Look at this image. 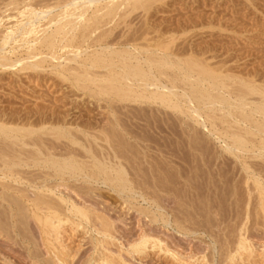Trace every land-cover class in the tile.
I'll return each instance as SVG.
<instances>
[{"label": "rangeland", "instance_id": "1", "mask_svg": "<svg viewBox=\"0 0 264 264\" xmlns=\"http://www.w3.org/2000/svg\"><path fill=\"white\" fill-rule=\"evenodd\" d=\"M28 1L0 0V25H2L0 26V31H3L1 32L2 34L0 33V37L2 35H6V38L3 41H0V49L4 48L3 54L5 56V59H2L0 61V63H2L3 65L5 64L4 66L2 65V67L0 65V115L1 113H4L3 115H1V117L2 119L6 120V118H4V115L8 111L5 117L11 116L12 118L13 115V118L19 117V119L17 118V120L20 125L25 121V119H22V117L25 116L24 118H26V116L29 117V115H32L31 117H29L30 119L26 118V120L27 124H29L30 120L33 118V120H31V123L33 124L27 125L26 123H24L26 124V126H30L32 128H40L41 126H44L48 122V116L50 115L52 118V115H54L53 117L55 119L50 118L49 120V123L52 124L49 125V123H47L45 129L43 128L34 132V136L39 137H37L36 139H42V136L46 138L50 137L49 140L45 138L42 139V141L45 140V142L48 144L51 143L50 140L53 139V145H56L58 144L56 142H59V144L61 145L60 147H62L63 145V148L67 145H70V147L76 145L75 148L78 147L77 150H81H79L80 152L76 153V155H80L81 152L83 154L84 152L83 155H80L81 157H76V160L83 168L80 167V169H77L76 175H74V177H70L69 174L63 175V177L65 176L64 179L67 177L66 179L68 181L66 179L64 181H61L58 176H55L53 174V171L50 168L43 166V164L38 165L35 162L33 163L31 160L25 158L26 155H28L29 151L33 148H31V145H22L21 141L27 140V142L30 143L29 140L31 138L32 140L35 138L32 137L33 134L25 137V139L21 141H18L17 144L9 145V147L11 146L10 148L8 146H5V144L7 145V142L13 140V138H11L10 140L0 139V151L1 149H6L3 150V152H7L9 150L11 155H9L8 152L7 154L10 157L13 154H15V156L17 155L15 158L14 155L11 158L12 161L17 163L18 165L16 164L11 168H13V170L17 169L15 171H19L18 175H21H19L17 180H14L16 176L5 177L6 175L3 174L0 170V184L2 183V185H0V192H3L2 194L0 193V249L3 250H0V260L2 259V262L0 261V264H15L16 262H19L16 264H33V262L34 264H102L103 260H107V264H264V141L262 142L260 140V137H258L260 136L259 132H255V136L254 134L248 133L254 132L253 127L250 129V123H244L242 121L240 122L242 124L235 123L233 119L232 121L230 120L233 117H226L224 113L223 118H215V120L207 118L205 116V113H203L205 126H202L196 123L195 120H189L190 118H185L181 115H178L177 113L167 111L169 115L171 114V119L169 115L167 117L166 114H163L158 110H154V108L156 109L157 107V105L155 104L138 105L136 103L130 102H124L125 104L123 102H113L112 104L115 108L116 106H118V113L114 109H111L110 106H108L107 108V102L109 99L106 95H95L88 90L79 87V84L82 82H76L75 79L78 75V70L76 71L75 67L76 58L75 61L72 62H63V60H65L64 58H66L68 55V57H70L71 54L68 53L69 51H73V53H76L75 50L79 51L76 49V39L72 41L70 47L68 46L64 49L58 47L60 50L56 48V54H58V56L61 55V61L59 60L60 62H57V60L50 58L48 50L40 41L34 40V37L32 36H35V33H30L32 34V36L30 34H26V36L21 32V34H19V31H17V33H14L13 31L12 33V30L16 31L19 27H22L24 29V26H26V29L28 27L27 22L29 18H34L30 21L36 20V17H33V15H36L37 13V10L35 8L38 7V2L40 3L38 7L39 12L51 8L50 13L52 15H49L50 13L45 14L44 17L48 18H39L38 21L36 20L34 22L35 24L33 23L36 29L40 27L42 28H40V31H38L39 29H35L36 36H41L40 32L44 29L45 31L49 32L54 28L53 24L49 25L50 18L58 16V14L61 12V6L63 5L62 2H75L76 4V0ZM41 1H43L44 3ZM48 2L51 3V5L48 4ZM16 3L19 5L16 6ZM33 3H36L37 5L35 4L36 7L34 6V8L32 7V9H30V5L32 4L33 6ZM27 5H29L30 7H28ZM56 5L59 6L56 7ZM24 6H27L29 9H24ZM58 9L60 11H57ZM27 10L31 13L33 11L32 14L30 13L31 16L26 15ZM24 11L25 13L22 14V12ZM138 11L139 10L132 12L128 17L125 18L124 22L128 19V21H126V25L124 22L120 23L122 25H116L112 30L111 37L123 32L125 34H128L127 31H129L128 35H132L133 32L137 36L138 34L143 33L144 30L145 33H143L142 36L147 38H150L149 36L157 37L153 38L154 40L150 38V40L153 42L159 40L158 37H160L159 41L164 40V42L172 39L173 42H171V49H173L175 52L184 51L183 56H186L190 53H195L198 57L202 56L203 58H205L206 62H209V65L211 67H219L218 64L221 65V68L219 67L217 69L218 73L222 76L227 75L230 77L229 79H224L226 83H229H227V85L229 86L226 89H223L224 91H226L224 93L225 96H227L226 94L229 89L232 91L233 88H237L238 85L236 84H238L239 81L244 80L250 82L247 78L252 81L250 82V84L256 87H264V0H159L152 2L150 4V8L147 11ZM8 12L9 14H7ZM29 12H27V14ZM54 12L56 14L53 16ZM20 13L24 17L20 15ZM24 14L26 15V17ZM20 19L22 21L24 20V23H26V25H24V23ZM141 20L143 21V23H141ZM147 21L148 23H145ZM20 23H22L23 25L21 26ZM37 23L39 26L36 25ZM128 23L130 27L127 25ZM144 23L146 25L149 24L150 27L149 25L146 26ZM17 25L20 26L18 27ZM44 25L47 27H45ZM105 27L107 28V26ZM106 28H104V26L100 27L101 30L98 29V31H102ZM9 32H11L14 37L11 35V33L8 34ZM6 33L11 36H9L10 39H8V35ZM78 33L79 30H75L74 34ZM3 36L0 40L3 39ZM16 36L17 38H15ZM24 38L25 40L27 39L26 41L28 43L34 40L37 46L34 44V41V45L31 44L32 42L27 44ZM17 39L19 40V42H17ZM7 41H10V43ZM11 41L13 42V44H11ZM14 41L16 42V44H18L14 45ZM1 43H3L4 45ZM28 45L30 47H28ZM17 46L20 48H18ZM7 47L8 49H5ZM15 47L17 50L15 49ZM192 47L194 49L191 51ZM85 49L87 50V52L91 50L89 48H86V46ZM186 50L188 52H185ZM203 51L204 54H202ZM8 52L9 54H7ZM87 52H82L80 57L83 58L87 56ZM27 53L33 55L32 61L36 63L37 67L25 68L24 60L28 56ZM39 54H41V56ZM12 63L13 66L16 65L14 66L15 69L13 66H11ZM8 64L10 66H8ZM222 65L224 66V68ZM42 66L43 68H41ZM18 68L20 69L19 71ZM56 69H59V71H56ZM223 69L225 70L223 71ZM60 71L63 72L61 73ZM64 71L66 74L64 73ZM58 72H60L62 76ZM238 75L244 77L242 78ZM253 76L256 77L255 81L257 82L253 81ZM84 83L89 84L88 81H84ZM234 84L235 86H233ZM210 91H212V94L216 93L215 90ZM96 96H98L99 98ZM248 96L251 97L248 98ZM254 97H257V99H255ZM96 99H99L100 102H97ZM247 99H249L248 101H252L254 99V101H256L259 99V96L256 94H250L247 95ZM98 104L101 106L103 105V107L100 109L101 106L99 107ZM105 104L106 106H104ZM129 105H131L132 107ZM142 106H146L147 108ZM144 108L146 109V111ZM125 109L127 110L125 111ZM132 109L135 113L132 112ZM230 109V112L233 111L232 114L236 113L234 114V117H241L240 114L242 113V110L237 108ZM246 110L244 109L243 112L251 115V111H249V108H246ZM122 112L125 113L122 114ZM47 113L49 114L47 115ZM105 113H107L106 116ZM126 113L130 117H128ZM216 113L219 115L218 112ZM20 114H23L24 116L22 115V117L20 118ZM111 114H113V116ZM44 115L47 116V119H45L46 117ZM101 115L102 117H100ZM34 116L36 117V119L40 117L43 118L44 116L45 118L43 119L47 122H45L43 119L42 121L38 119V122L36 121L34 123L32 122L35 121ZM57 117L60 118H58V121H60L61 118L64 121H60L61 124L60 122L56 123ZM159 117L161 118L158 119ZM251 117H255V119L261 120L260 115H257V113H254ZM11 118L10 120L13 119ZM16 118L15 122L13 121L14 119L12 120L13 123L9 121V118H7L8 124L11 123L12 125H15L14 123L17 122ZM65 119H69L66 122V125L68 126H66L65 123H62L65 122ZM103 119H105L108 123ZM109 119H111L112 121L114 120V122L110 121ZM52 120L55 121L52 122ZM200 120H202V118H200L199 121ZM222 120L227 124H225V122H223ZM261 121L264 122V120ZM69 122L70 124L72 122L74 123L69 125ZM17 123L16 125H19ZM36 123L40 124L35 125ZM75 123H77V125ZM101 123H103L102 125L105 124L106 127L107 124L110 127L116 124L115 126H117V128L123 126L127 129L131 128L135 131L134 134L136 136L138 144H134L137 146V148H135L136 146L133 144L134 149L133 147L132 149L130 147V149L126 148L125 151V148L120 146L122 148L121 149L120 147L115 145L116 147H118V149H120V151H124V155L125 153H127L126 158L123 156V158H119V162L121 163L120 165H122L121 167L123 168V170H126L125 179L127 180V183L125 185L126 188L124 187V189L114 188L112 182L104 180V175L97 174L94 170L90 169L91 163H93L94 159L89 157V154L86 153L80 145L71 144L70 140L73 139L74 136V139L76 141H80L79 143L82 142V144L84 145L85 143H87V138L90 141L93 140V136L97 137L98 135L100 136L101 134H103V132L106 130V127L103 126L104 128H102L100 125ZM243 123H247L248 125L246 124L245 127H243ZM53 124L54 126H51ZM134 124L136 126H134ZM63 125L65 127H63ZM86 125L95 126H92L93 128L88 127L87 129L89 130L88 132L94 131V135L92 134V132V135L88 133L86 131V128L83 129L82 126ZM215 125L217 126L215 127ZM238 125L241 126L239 127ZM98 126L101 127H99L100 130L96 128ZM57 127H63L68 131L71 130V132L73 131V128H77L79 132H76L77 130L75 129L73 131L74 135L72 134L71 136H59L56 129H51ZM95 128L97 131H99V133L95 130ZM102 129L105 130L102 131ZM247 130L249 131L246 132ZM43 132L52 134H49V136L45 133V136ZM232 132H240L239 134L247 138V144H245L244 149L236 150L235 148H233L231 144L232 141L230 139V135L232 134ZM75 133L76 135L79 134L81 137L83 135L85 136L86 134L87 136H83V138H80L77 135V137L81 139L78 140ZM96 133H98V135ZM245 133H247V136ZM104 134L107 137L109 136L107 132H104ZM110 135L113 140H117V136H113L111 133ZM141 135L144 136L142 137ZM262 135L264 137V133ZM104 136L103 139L106 138ZM111 137L108 139L110 140ZM28 138L30 139L28 140ZM63 138H65V140ZM101 138L98 139L97 137V140H93L95 142L91 141L94 145L93 147L97 145L95 148H97L98 150L95 149L96 151H101L99 149H103V151H105V146L108 145V143H105L106 139L103 142H100V140H103ZM62 140L65 142V144L61 142ZM132 140L133 142H136L134 141V139H131V142ZM89 141L87 144L92 145ZM98 142L99 144H94ZM101 143H103V145H101ZM228 143L230 144V146H232L233 150L225 147V144ZM51 145L48 146L51 147ZM58 145H56V148L59 147ZM101 146H104L105 148H101ZM24 148L26 149L25 151ZM84 155L87 156L83 157ZM106 155L108 154L104 152V155H100L99 157L97 156V158H100L103 163L107 164L119 163L116 162L115 158H111L112 156ZM102 156L105 157L102 158ZM108 157L110 159H114V161H110ZM7 159L10 158L8 157ZM3 160L4 159L0 158V165L3 163ZM25 160H29L27 165H24ZM20 161L23 162V164L21 162L22 165L20 164ZM90 161L91 163H89ZM34 169L37 170V175ZM20 170L23 172L21 173ZM43 171L44 174L41 175ZM48 172H50V174H48ZM38 173L40 174V177ZM33 174H35L36 176ZM28 175L31 178H29ZM32 175L33 177L35 176V178L32 179ZM86 175H89L90 178L87 179ZM50 176L52 177L50 178ZM110 176H112V174ZM23 177L26 178L24 179ZM69 179L71 180V182ZM32 180H34V182L30 183L29 181ZM49 180H51L52 182ZM35 181H37L38 184ZM39 181L40 183H47L49 181V183H47L48 185L53 184L57 186L55 190L56 195H58L59 192H63V189V195H71L70 197L74 199L76 198L75 200L77 203L79 202L78 204L85 205L87 208H89L90 213L88 220L83 221L78 218L74 219L75 217L72 216L71 219L76 223H80V226L72 224L69 221L68 223L65 222V224L63 223L64 225L61 224L62 227L60 226L58 228V232L56 231L53 233V236L47 234L51 237L50 240V237L45 236L46 234L44 235V232L40 229V223L38 224V221L36 222V219L34 220L33 216H31L32 214L29 210L30 203H27L28 201H26L24 197L22 198L20 196V194L23 192L28 193L29 198H32L36 195H43L45 193L49 194L45 190H37L36 186L40 184ZM72 182H75V185ZM3 183H8V185H6L10 187L8 188ZM12 186L13 188L10 189ZM69 186H73L74 188H71ZM14 187H16L18 190H16ZM20 187L22 190L25 189L27 191L29 189L30 191H22ZM114 189L117 190L114 191ZM29 192L31 193V195L33 193L32 197L30 196ZM72 192L76 194L77 197H75ZM5 193L8 194V196H6ZM2 195L4 198L2 197ZM50 195L51 198L54 197L53 199L56 200V195ZM48 197L46 198L50 199ZM13 198H15L16 200ZM7 200L9 202H7ZM19 200H21L23 204L20 203ZM15 202H18V204H15ZM62 206V212H64L65 204L62 203ZM18 208L19 210H25L26 208L27 211L25 210L24 212H19ZM91 211L93 212V215L91 214ZM94 212L95 214L103 213L105 218H108L111 222H113L112 243L111 240H108V243L110 245L106 243H100V240L102 239L101 237L99 238V235L95 230V227L98 224V220ZM19 213H24V217L21 214L19 215ZM26 213L28 217L27 215H25ZM6 216L7 218L5 219ZM23 218H27L26 220L28 222L23 221ZM2 221L4 222L2 223ZM95 221H97V223H95ZM24 222L27 224H25ZM36 224L39 226L37 227ZM16 225L19 228H17ZM39 229L41 230L40 233ZM58 236H60V238ZM143 236H145V238H150H147L149 242L146 243L145 249L142 251L143 253L138 254L132 252L130 246L144 238ZM41 237H43V239H41ZM46 237L49 240H46ZM239 237L246 238V240L249 242L250 248H248L249 250L247 249L248 251H242L243 249L240 250L241 248L236 249L238 240L240 239ZM150 240L152 242L151 244ZM153 240H155V242ZM47 241H51L52 244L51 242L48 243ZM44 242L48 243L49 245H46ZM155 243L157 247L160 246L161 251H158L159 249L155 246ZM50 244L52 245V247H50ZM57 244L58 247L56 246ZM53 246H55V248ZM104 247H108L109 253L104 249ZM60 250L64 254H62ZM228 250H232V252L230 251V253H228ZM32 251H35L36 253L34 259V252ZM110 253L112 254L110 255ZM107 254H109V257L107 256ZM228 254L236 255L232 259H229ZM101 257L103 258V260ZM3 258L9 260V262L3 263L5 261Z\"/></svg>", "mask_w": 264, "mask_h": 264}, {"label": "bare ground", "instance_id": "2", "mask_svg": "<svg viewBox=\"0 0 264 264\" xmlns=\"http://www.w3.org/2000/svg\"><path fill=\"white\" fill-rule=\"evenodd\" d=\"M16 1V0H15ZM23 1V0H22ZM28 1V0H27ZM48 1V0H47ZM53 1V0H52ZM65 1V0H64ZM67 1V0H66ZM72 1V0H71ZM75 1V0H74ZM155 1H159V0H76V4L75 2H68V3H65V2H62L63 5L61 6V12L58 14V18L57 17H52L50 18V23L49 25H54L53 29H49L50 31L47 32L45 31V29L43 31H41V36H36V30L40 31V28H35L34 27V22L39 18H43L45 14H48L50 13L51 11V8L50 9H46L45 7V11H38L39 10V5L40 3L38 2V7H36V3H33V6L32 4L30 5L32 9V7L34 8V6L36 7L35 9L37 10V13L36 15H33V17L35 16L36 17V20L35 21H30V20H33L34 18L28 20L27 22V25L28 27L25 29L26 26H24V29L22 27H19L20 25L22 26L23 24L20 23V25H17L19 28H17V30H12V33L14 31V33L17 31H19V34L23 33V34H30V33H35V36H32V34H30L32 37H34V40L35 41H40L45 47L46 49L48 50L49 52V56L50 58L52 59H55L57 60V62H60L61 61V55L58 56V54H56V48L58 47H61L62 49L66 48V47H70L71 44H72V41L74 39H76V49L79 50V51H76V53H73V51H69L68 53L71 54L70 57H67L64 58L65 60H63V62L66 63L67 62H72V61H75V58H76V71L78 70V75L77 77L75 78L76 79V82H82L79 84V87L83 88V89H86L88 90L89 92H91L92 94H95V95H106L108 97V102H107V108L108 106H110L111 109H114L116 112L118 110V106H116V108L113 106V102H130V103H136V104H146V105H152V104H155L157 105L156 109L154 108V110H158L159 112L163 113V114H166L167 117H168V113L167 111H170L172 113H177L178 115H181L182 117H185V118H190L189 120H195L196 123L202 125V126H205L204 125V120H203V117H204V114L205 113V116L209 119H214L215 118H223L224 114L226 115V117H233L231 118L230 120L232 121V119L234 120L235 123H240L241 121L242 122H248L250 123L249 126H250V129L253 127L254 129V132H248L249 130H247L246 132L250 133V134H254L255 136V132H259L260 136V140L263 142L264 141V137H263V133H264V122L261 121V120H264V87H256L252 84H250V82H252L249 78H247L250 82L248 81H244V80H241L239 81L237 88H233L232 91L229 89V91H227V96H225V92L223 89H226L229 85H227V83L224 81V79H229L230 77L227 76V75H224L222 76L221 74L218 73V68L220 67L221 68V65H219V67L217 66H213L211 67L209 65V62H206L205 58H203L202 56L198 57L195 53V55L192 53L186 55V56H183V52L182 51H177L175 52L173 49H171V42L172 39L168 40V41H165L164 40L162 41H159L160 40V37L159 40H156L155 42L151 41L150 38L152 40H154L153 38H157V37H151L149 36L150 38H147V37H144L142 36L144 32L143 30V33L141 34H138L136 36L135 33L132 32V35H128L129 34V31L128 34H125L124 32L123 33H120L118 35H115L113 37L112 36V30L113 28L116 26V25H119L120 23L124 22L125 18L128 17L132 12L136 11V10H139L138 12H140L141 10L143 11H147L149 8H150V4L152 2H155ZM29 2V1H28ZM27 2V3H28ZM43 2V1H41ZM46 2V1H45ZM199 2V1H198ZM20 3V2H19ZM32 3V2H31ZM44 3V2H43ZM47 3V2H46ZM55 3V1H54ZM60 3V2H59ZM61 3V4H62ZM65 3V4H64ZM202 3V2H201ZM200 3V4H201ZM25 4V2H24ZM36 4V5H35ZM48 4L51 5V3L48 2ZM53 4V2H52ZM8 5V4H7ZM11 5V4H10ZM14 5V4H13ZM19 5L16 3V6ZM21 5V4H20ZM28 7H30L29 5H27ZM25 7L24 6V9L25 8H28V7ZM59 6V5H58ZM56 5V7H58ZM1 7V6H0ZM11 7V6H9ZM8 7V8H9ZM42 7V6H41ZM50 7V6H49ZM55 7V6H54ZM53 7V9H54ZM55 7V8H56ZM153 7V6H152ZM6 8V7H5ZM4 8V9H5ZM48 8V7H47ZM72 8V9H71ZM3 9V10H4ZM10 9V8H9ZM29 9V8H28ZM52 9V10H53ZM57 9V8H56ZM60 9V8H59ZM57 10V11H60V10ZM13 10V9H12ZM35 10V11H36ZM42 10V9H40ZM76 10V12H75ZM6 11V10H5ZM56 11V10H55ZM56 11V12H57ZM18 12V11H17ZM27 12H29L28 10L26 11V15L27 16H31L32 13L29 12L27 14ZM25 13L22 12V14ZM31 13V14H30ZM9 14V12L7 13ZM12 14V13H10ZM20 13V15H22ZM30 14V15H29ZM35 14V13H34ZM56 13L54 12L53 16L55 15ZM25 15V14H24ZM25 15V17H26ZM49 15H52L51 13ZM200 15V14H199ZM19 16V14H18ZM23 16V15H22ZM20 16V17H22ZM143 16V15H142ZM147 16V14H146ZM24 17V16H23ZM198 17V16H197ZM13 18V17H12ZM45 18V17H44ZM48 18V17H46ZM45 18V19H46ZM196 18V17H195ZM16 19H19V18H16ZM24 19V18H23ZM28 19V18H27ZM185 19V18H184ZM191 19V17H190ZM11 20V19H10ZM21 20V19H20ZM26 20V19H25ZM43 20V19H41ZM40 20V22H41ZM194 20V19H192ZM191 20V21H192ZM22 21V20H21ZM46 21V20H45ZM48 21V20H47ZM128 21V19L126 20ZM126 21L124 22L125 25H126ZM142 21V20H141ZM150 21V20H149ZM166 21V20H165ZM170 21V20H169ZM196 21V20H195ZM194 21V22H195ZM24 23V20L22 21ZM44 22V21H43ZM42 22V23H43ZM184 22V21H183ZM9 23V21H8ZM11 23V22H10ZM34 23V24H33ZM46 23V22H45ZM123 23V24H124ZM130 23V22H129ZM129 23L127 24L129 26ZM143 23V21L141 22ZM145 23H148L145 22ZM144 23V24H145ZM191 23V22H190ZM193 23V22H192ZM201 23V22H200ZM199 23V24H200ZM206 23V22H204ZM213 23V22H212ZM140 24V23H139ZM178 24V23H177ZM183 24V23H182ZM186 24V23H185ZM211 24V23H210ZM8 25V24H7ZM24 25H26V23H24ZM37 26L38 23L36 24ZM122 25V24H120ZM133 25V24H132ZM146 25V24H145ZM149 24H147L146 26H148ZM167 25V24H166ZM171 25V24H170ZM173 25V24H172ZM184 25V24H183ZM2 26V25H0ZM45 26V25H44ZM106 28L105 26H107L106 29L102 30V31H98V29H100V27H103ZM142 26V25H141ZM188 26V25H187ZM14 27V26H13ZM43 27V26H42ZM47 27V26H45ZM130 27V26H129ZM145 27V26H144ZM150 27V25H149ZM168 27V26H167ZM170 27V26H169ZM183 27V26H182ZM186 27V26H185ZM184 27V28H185ZM206 27V26H205ZM22 28V29H21ZM36 29V30H35ZM42 29V28H41ZM130 29V28H129ZM169 29V28H168ZM179 29V27H178ZM2 30V29H1ZM4 30V29H3ZM48 30V29H47ZM75 30H79V33L78 34H74L75 33ZM101 30V29H100ZM137 30V29H136ZM176 30V29H175ZM98 33H97V32ZM124 31V30H123ZM131 31H132V28H131ZM171 31V30H170ZM181 31V30H180ZM3 32V31H0V33ZM21 32V33H20ZM136 32V31H135ZM11 32H9L8 34H10ZM11 33V35L13 36V34ZM165 33V32H164ZM2 34V33H1ZM0 34V35H1ZM4 34V33H3ZM7 34V33H6ZM7 34V35H8ZM39 34V33H38ZM135 34V35H134ZM148 34V33H147ZM18 35V34H16ZM26 35V36H27ZM34 35V34H33ZM159 35V34H158ZM3 36V35H2ZM2 36L0 37V39L2 38ZM5 36V37H4ZM3 36V39L0 40V41H3L5 38H6V35ZM10 35H8V39ZM30 36V37H31ZM155 36V35H154ZM157 36V35H156ZM160 36V35H159ZM11 37V36H10ZM14 37V36H13ZM25 37V36H24ZM29 37V38H30ZM76 37V38H75ZM17 38V36L15 37ZM23 38V37H22ZM28 38V37H27ZM167 38V37H166ZM7 39V40H8ZM14 39V38H13ZM163 39V38H162ZM16 40V39H15ZM18 40V39H17ZM25 40V38H24ZM27 40V39H26ZM25 40V41H26ZM33 40V39H31ZM33 40V41H34ZM142 40V41H140ZM13 41V40H12ZM11 41V42H12ZM23 41V40H22ZM33 41L29 42L31 44H33ZM35 41H34V44H35ZM175 41V40H174ZM10 43V41H7ZM19 42V40L17 41ZM27 42V41H26ZM14 45H17L16 42L14 41ZM20 43H21V39H20ZM25 43V42H24ZM27 42V44H29ZM190 43V42H189ZM188 43V44H189ZM3 44V43H1ZM7 44V43H5ZM13 44V42L11 43ZM33 44V45H34ZM39 44V42H38ZM41 44V45H42ZM4 45V44H3ZM25 45V44H24ZM36 45V44H35ZM75 45V44H74ZM174 45V44H173ZM176 45V44H175ZM194 45V44H193ZM6 46V45H5ZM19 46V45H18ZM17 46V47H18ZM22 46V45H21ZM37 46V45H36ZM85 46L86 48H89L91 50H89V52H87V50L85 49ZM28 47H30L28 45ZM35 47V46H34ZM40 47V45H39ZM174 47V46H173ZM172 47V48H173ZM185 47V46H184ZM13 48V47H12ZM11 48V50H12ZM20 48V47H18ZM24 48V47H22ZM5 49H8L5 48ZM16 49V47H15ZM36 49V48H35ZM41 49V48H40ZM45 49V50H46ZM59 49V48H58ZM61 49V50H62ZM82 49V50H81ZM175 49V48H174ZM177 49V48H176ZM179 49V48H178ZM187 49V48H185ZM184 49V50H185ZM194 48L192 47L191 51L193 50ZM14 50V49H13ZM17 50V49H16ZM60 50V49H59ZM71 50V48H70ZM9 51V50H8ZM19 51V50H18ZM40 51V50H39ZM43 51V50H42ZM65 51V50H64ZM198 51V50H197ZM36 52V51H35ZM47 52V54H48ZM82 52H87V56H84L85 57H80L81 53ZM182 52V53H181ZM185 52H188L187 50ZM190 52V50H189ZM199 52V51H198ZM206 52V51H205ZM4 48L3 49H0V61L2 59H5V56H4ZM45 53V52H44ZM67 53V52H66ZM181 53V54H180ZM9 54V52L7 53ZM21 54V53H20ZM28 54V53H27ZM76 54V55H75ZM187 54V53H186ZM202 54H204V51L202 52ZM25 55V54H24ZM41 56V54H39ZM20 56V55H19ZM47 56V55H45ZM64 56V55H63ZM25 57V56H24ZM22 58V57H21ZM80 58V59H79ZM33 59V55L31 54H28L27 58L24 60V64H25V68H35L37 67L36 63L32 61ZM8 60V59H6ZM11 60V59H10ZM20 60V59H19ZM51 60V59H50ZM54 60V62H55ZM60 60V61H59ZM212 61V60H211ZM52 62V61H51ZM214 62V61H213ZM217 62V61H215ZM17 63V62H16ZM20 63V62H19ZM53 63V62H52ZM211 63V62H210ZM224 63V62H223ZM18 64V63H17ZM212 64V63H211ZM214 64V63H213ZM1 67H2V63H0ZM5 65V64H4ZM3 65V66H4ZM45 65V64H44ZM8 66H10L8 64ZM8 66H5V67H8ZM11 66H13V63L11 64ZM16 66V65H14ZM13 66V67H14ZM223 66V65H222ZM3 67V68H5ZM18 67V65H17ZM71 67V66H70ZM11 68V67H10ZM43 68V66L41 67ZM54 68V67H53ZM224 68V66H223ZM15 69V67H14ZM38 69V68H37ZM73 69V67H72ZM20 69L18 68V71ZM225 69H223L224 71ZM56 71H59V69H56ZM66 71V70H65ZM64 71V73H65ZM61 72V71H60ZM58 72V73H60ZM63 72V71H62ZM61 72V73H62ZM60 73V74H61ZM66 74V73H65ZM69 74V73H68ZM226 74V73H225ZM231 74V73H230ZM233 74V73H232ZM62 76V74H61ZM236 76V75H235ZM234 76V77H235ZM239 77H242L240 75H238ZM249 76V74H248ZM237 77V76H236ZM244 77V76H243ZM242 77V78H243ZM252 77V76H250ZM254 79L253 81H255V76H253ZM71 78V77H70ZM231 80V79H230ZM233 80V79H232ZM84 81H88L89 84L87 83H84ZM237 81V80H236ZM235 82V81H234ZM257 82V81H255ZM264 82V81H263ZM231 83V82H230ZM229 84V83H228ZM233 84V83H232ZM258 85V84H257ZM262 85V84H261ZM235 86V84L233 85ZM231 88V87H230ZM82 89V90H83ZM210 90H215L216 93L215 94H212ZM85 92V91H84ZM214 93V92H213ZM87 94V93H86ZM250 94H256L259 96V99L254 101L255 99H257V97L252 100V101H248L249 99H247V95H250ZM98 97V96H96ZM251 97V96H248V98ZM99 98V97H98ZM101 99V97H100ZM105 99V98H104ZM252 99H253V96H252ZM96 101L98 102L99 99ZM100 102V101H99ZM106 103V102H105ZM97 104V103H96ZM101 104V103H100ZM125 104V103H124ZM99 105V104H98ZM132 105V104H131ZM129 105V106H131ZM101 105H99L100 107ZM106 106V104L104 105ZM123 106V105H122ZM121 106V107H122ZM127 106V105H126ZM103 107V105L100 107V109ZM132 107V106H131ZM130 107V108H131ZM138 107V106H137ZM142 107H146V106H142ZM1 108V107H0ZM136 108V107H135ZM147 108V107H146ZM149 108V107H148ZM230 108H237V109H240L242 110V113L240 114L241 117L240 118H237L236 116L234 117V114H232V112H230L229 110H231ZM246 108H249V111H251V115L250 114H247V113H244V109L246 110ZM15 109V108H14ZM98 109V108H97ZM129 109V108H128ZM134 109V108H133ZM132 109V112H134ZM145 109V108H144ZM2 110V109H1ZM18 110V109H17ZM96 110V108H95ZM127 109H125L126 111ZM138 110V109H137ZM136 110V111H137ZM143 110V109H142ZM149 110V109H147ZM15 111V110H14ZM23 111V110H21ZM25 111V110H24ZM30 111V110H29ZM60 111V110H59ZM113 111V110H112ZM121 111V110H119ZM144 111V110H143ZM146 111V109H145ZM8 112V111H7ZM7 112L5 115H7ZM10 112H11V109H10ZM13 112V111H12ZM51 112V111H50ZM57 112V110H56ZM102 112V110H101ZM105 112V110H104ZM103 112V113H104ZM110 112V111H109ZM154 112V111H153ZM218 112L219 115L216 113ZM247 112V110H246ZM15 113V112H14ZM18 113V112H17ZM37 113V112H35ZM55 113V112H54ZM59 113V112H58ZM62 113V112H61ZM86 113V112H85ZM102 113V114H103ZM115 113V112H114ZM118 113V112H117ZM125 113V112H124ZM122 112V114H124ZM135 113V112H134ZM147 113V112H146ZM224 113V114H223ZM254 113H257V115L259 114L260 115V119H255V117H251ZM4 113H1V115H3ZM34 114V113H32ZM49 113H47L48 115ZM51 114V113H50ZM64 114V113H63ZM107 113H105V116H106ZM121 114V113H120ZM127 114V113H126ZM131 114V113H129ZM137 114V112H136ZM135 114V116H136ZM0 115V139H3V140H10L11 138H13V140H10L9 142H7V145L5 144V146H8L9 145H12V144H17L18 141H21L23 139H25V137L27 136H30L32 135L34 132L40 130V129H45V126L47 123H49V120L51 118V116L49 117L48 116V119H47V116H43V118L47 119V121H45L42 117L40 118H37L34 116V120L35 121H32V122H38V119L42 121V119L47 122L44 126H38L40 128H32L30 126H26L27 124V120L26 118H29L31 117L29 115V117L26 116V118L22 117V115L20 116V118L22 117V119H25L24 124H21L18 122L17 118L19 119V117H14L12 116V119L11 116L9 117H5L4 115V118L5 119H2ZM28 115V114H27ZM43 115V114H42ZM97 115V114H96ZM113 116V114H111ZM118 115V114H117ZM128 115V114H127ZM143 115V114H142ZM146 115V114H145ZM160 115V114H159ZM171 115V114H170ZM169 115V116H170ZM239 115V114H238ZM19 116V115H18ZM54 115H52V118L55 119L53 117ZM57 116V115H56ZM55 116V117H56ZM90 116V115H89ZM88 116V118H89ZM94 116V115H93ZM104 116V115H103ZM104 116V117H105ZM134 116V115H133ZM164 116V115H163ZM222 116V117H220ZM38 117V115H37ZM62 117V116H61ZM76 117V116H75ZM102 117V115L100 116ZM119 117V116H118ZM128 117H130L128 115ZM146 117V116H145ZM156 117V115H155ZM179 117V116H178ZM258 117V116H257ZM7 118H9V121H11L13 123V121L15 122V118L17 120V124L19 125H16V123H14L15 125H12L11 123L8 124L7 122ZM10 118L13 120H10ZM51 118V119H52ZM58 118L57 117V121L56 123H59L60 121H64L62 118L60 121H58ZM84 118V117H83ZM87 118V117H86ZM96 118V116H95ZM109 118V117H107ZM114 118V117H113ZM140 118V117H139ZM144 118V117H143ZM152 118V117H151ZM161 117H159L158 119H160ZM171 118V116H170ZM174 118V117H173ZM177 118V117H176ZM202 118V120L199 121V119ZM238 120H236V119ZM21 119V121H22ZM30 119V118H29ZM28 119V120H29ZM60 119V118H59ZM67 119V118H66ZM65 119V122H62V123H65L66 125V122L69 120H66ZM82 119V118H81ZM92 119V118H91ZM90 119V120H91ZM98 119V118H97ZM112 119V118H111ZM111 119H109L110 121H112ZM120 119V118H119ZM122 119V118H121ZM131 119V118H130ZM129 119V120H130ZM172 119V118H171ZM181 119V117H180ZM33 120V118L31 119ZM31 120H30V123L28 121L29 124H33L31 123ZM83 120V119H82ZM81 120V121H82ZM99 120V119H98ZM105 120V119H103ZM102 120V121H103ZM108 120V121H109ZM124 120V119H123ZM126 120V119H125ZM140 120V119H139ZM142 120V119H141ZM164 120V119H163ZM185 120V119H184ZM220 120V119H219ZM229 120V119H228ZM20 121V122H21ZM40 121V122H41ZM43 121V123H44ZM55 120H52V122H54ZM72 121V120H71ZM92 121V120H91ZM101 121V122H102ZM106 121V120H105ZM132 121V120H131ZM155 121V120H154ZM165 121V120H164ZM179 121V119H178ZM188 121V120H187ZM213 121V120H212ZM221 121V120H220ZM223 121V120H222ZM51 122V121H50ZM79 122V121H78ZM107 122V121H106ZM106 122H103V123H106ZM114 122V120L112 121ZM116 122V121H115ZM120 122V121H119ZM147 122V121H145ZM150 122V121H149ZM156 122V121H155ZM158 122V121H157ZM168 122V121H167ZM183 122V120H182ZM189 122V121H188ZM209 122V120H208ZM211 122V121H210ZM225 122V121H223ZM228 122V121H227ZM42 123V124H43ZM55 123V124H56ZM74 123V122H72ZM71 123V124H72ZM98 123V122H97ZM103 123H101V127L104 128L102 125ZM108 123V122H107ZM133 123V122H132ZM174 123V122H173ZM180 123V122H179ZM187 123V122H186ZM185 123V124H186ZM243 123V124H244ZM27 124V125H29ZM40 123H36L35 125H38ZM52 124V123H49V125ZM61 124V122H60ZM70 122H69V125H71ZM77 125V123H75ZM121 124V123H120ZM138 124V123H137ZM167 124V123H166ZM214 124V123H213ZM211 124V125H213ZM217 124V123H216ZM225 124H227L225 122ZM231 124V123H230ZM242 124V123H240ZM247 124V123H246ZM243 127H245V125ZM34 125V126H35ZM81 125V124H80ZM89 125V124H88ZM98 125V124H97ZM116 125V124H115ZM115 125H112L111 127L108 126L107 124V127H110V128H107L106 126V130L105 129H102V131L104 132H107V134H109V136L107 137L104 132L103 134H101L100 137L98 135L99 131L96 130V128H98V130H100V126L96 127L95 130L98 132L96 133L98 136V139L101 138L103 139V136L106 137L104 138L103 140H100V142H103L105 139V143H108V147L107 146H101V148H105V151H103V149H99L101 151H96L98 150L97 148H95L97 145L96 144H99L98 143H94L96 146L93 147L94 145L92 144L91 141L93 140H97V137L93 136V140H88L87 138V143L88 141L91 142L92 145H89L87 143H85L84 145L81 143H79L78 141H76L74 138L73 139H69L71 141V144H77V145H80L83 150L89 154V157L93 158L94 161L93 163H91V161L89 163H91V168L92 170H94L97 174H101V175H104L103 178L104 180H108L110 182H112L113 184V187L114 188H120V189H124V187L126 188V183H127V180L125 179V176H126V170H123V168L121 167L122 165H120L121 163L119 162V158H123V157H127V153H125L124 155V151L120 149H118V147H123L125 148V151H126V148L127 149H132V147L138 142L136 140V136H135V131L132 130L131 128L130 129H127L123 126H120V128H117V126ZM129 125V124H128ZM159 125V124H158ZM219 125V124H218ZM248 125V124H247ZM48 126V125H47ZM51 126H54L51 125ZM68 126V125H66ZM94 126V125H92ZM92 126H82L83 129L86 128V131L88 132L89 130L88 127H92ZM134 126H136L134 124ZM155 126V125H154ZM217 125H215L216 127ZM221 126V125H220ZM226 126V125H225ZM239 126V125H238ZM241 126V125H240ZM239 126V127H240ZM63 127H65L63 125ZM63 127H57V128H51V129H56L57 131V134L59 136H63V135H69L71 136L72 134L74 135V130L76 129L77 131L76 132H79L77 128H73V131L71 132L68 131L67 129L63 128ZM78 127V126H77ZM95 127V126H94ZM100 127V128H99ZM149 127V126H148ZM167 127V126H166ZM71 128V129H72ZM93 128V127H92ZM91 128V130H92ZM236 128V127H235ZM249 128V127H248ZM143 129V128H142ZM148 129V128H146ZM215 129V128H213ZM218 129V128H217ZM216 129V130H217ZM109 130V131H108ZM111 130V131H110ZM145 130V129H144ZM49 131V130H47ZM51 131V130H50ZM147 131V130H146ZM231 131V130H230ZM40 132V131H39ZM85 132V131H84ZM92 131L88 132L91 134ZM46 133V132H45ZM43 132V134H45ZM94 131L92 132V134L94 135ZM102 133V132H101ZM110 133L113 135V136H117V140L116 139H112ZM137 133V132H136ZM240 133V132H239ZM237 132L233 133L230 135V139L232 141V146L233 148H235L236 150H241V149H244L245 148V144H247V138H245L243 135L239 134ZM39 134V133H38ZM47 134V133H46ZM45 134V136H46ZM49 134H52V133H48L47 135ZM82 134V133H81ZM91 134V135H92ZM95 134V135H96ZM246 136H247V133H245ZM42 135V134H41ZM76 135V133H75ZM80 138H83V136L81 137L79 134H77ZM76 135V137H77ZM103 135V136H102ZM40 136V135H39ZM50 136V135H49ZM56 136V135H55ZM54 136V137H55ZM87 136V134L85 135ZM84 136V137H85ZM142 136V135H141ZM144 136V135H143ZM142 136V137H143ZM257 136V135H256ZM32 137H35L34 134ZM38 137V136H37ZM37 137H35L33 140L32 138H28V140H32L28 143L27 140H23L21 141V144L22 145H31V148H33L32 150L29 151L28 155H26V159H29L31 160L33 163L35 162L36 164L38 165H42L45 166V167H48L50 168L52 171H53V174L55 176H58L59 179L61 181H64V177L63 175L65 174H69L70 177H74V175H76V170L77 169H80V163L76 160V157L80 156V155H83L82 152L80 155H76V153H79L80 151L77 150V148H75V146L73 147H70V145L68 146H65L63 148V145L62 147H60L61 145L59 144V142H56L58 144L59 147L57 148H60V149H57L56 148V145H53L52 140L51 143H46L45 140L42 141V139H45L46 137L42 136V139H36ZM44 137V138H43ZM52 137V136H51ZM68 137V136H67ZM73 137V136H72ZM111 139L109 140L108 138ZM39 138V137H38ZM50 138V137H49ZM49 138L47 137L46 139L49 140ZM53 138V137H52ZM61 138V137H60ZM78 138V137H77ZM78 138V140L80 139ZM116 138V137H115ZM218 138V137H217ZM65 140V138H63ZM86 139V138H85ZM91 139H92V136H91ZM131 139H134V141L136 142H131ZM259 139V138H258ZM56 140V139H55ZM59 140V139H58ZM81 140V139H80ZM60 141V140H59ZM99 141V140H98ZM259 141V140H258ZM2 142V141H1ZM49 142V141H48ZM54 142V141H53ZM61 142H63L65 144V142L62 140ZM95 142V141H93ZM97 142V141H96ZM114 142V143H113ZM230 142V141H229ZM261 142V143H262ZM9 143V144H8ZM84 143V141H83ZM135 143V144H134ZM248 143H251V142H248ZM3 144V143H2ZM47 144V145H46ZM52 144V145H51ZM134 144V145H133ZM142 144V143H141ZM146 144V143H145ZM229 144V143H228ZM225 144V147L228 148V149H232V146H230V144ZM263 144V143H262ZM48 145H51V147H49ZM101 145H103V143H101ZM118 147H116V146ZM140 145V144H139ZM249 145V144H248ZM252 145V144H251ZM250 145V147H251ZM258 145V144H257ZM261 145V144H260ZM17 146V145H16ZM19 146V145H18ZM53 146V147H52ZM55 146V147H54ZM100 146V145H99ZM136 146V145H135ZM142 146V145H141ZM7 147V148H8ZM11 147V146H10ZM9 147V148H10ZM25 147V146H24ZM120 147V148H121ZM249 147V146H248ZM263 147V145H262ZM3 148V147H2ZM14 148V147H12ZM11 148V149H12ZM62 148V149H61ZM100 148V147H99ZM109 148V149H107ZM137 148V146L135 147ZM225 148V149H226ZM247 148V147H246ZM18 149V148H17ZM96 149V150H95ZM106 149H107V152H106ZM122 149V148H121ZM134 149V147H133ZM139 149V148H138ZM137 149V151H138ZM144 149V148H143ZM259 149V148H258ZM261 149V148H260ZM3 150H6V149H1L0 151V158L4 159L3 160V163L0 165V170L2 171L3 174H5L7 176H16V178H14V180H17V178L19 177L18 173L19 171H15L13 170V167L14 165H16L17 163L13 162L12 161V158L13 155H14V158L17 156H15V154H13L11 157L9 155H11V153L9 152V150L7 151L9 153V155L7 154L6 151L3 152ZM13 150V149H12ZM16 150V148H15ZM26 149L24 148V151ZM147 150V149H146ZM233 150V149H232ZM14 151V150H13ZM18 151V150H17ZM23 151V150H21ZM20 151V152H21ZM78 151V152H77ZM136 151V149H135ZM141 151V150H139ZM235 151V150H234ZM27 152V151H26ZM104 152L107 153L108 155L112 156L111 158H115L116 159V162H119V163H103L101 161L100 158H97V156L99 157L100 155H104ZM18 153V152H17ZM24 153V152H22ZM123 153V155H122ZM131 153V152H130ZM133 153V152H132ZM137 153V152H136ZM139 153V152H138ZM21 154V153H20ZM145 154V153H144ZM106 155V156H108ZM24 156V155H23ZM87 156V155H86ZM85 155L83 157H86ZM109 156V157H110ZM123 156V157H122ZM129 156V154H128ZM10 158V159H7V158ZM21 157V155H20ZM81 157V156H80ZM105 157V156H104ZM102 156V158H104ZM108 157V159H110ZM124 158V159H125ZM107 159V158H106ZM18 160V159H17ZM29 160H25V164L24 165H27L28 161ZM103 160V159H102ZM114 161V159H110V161ZM19 161V160H18ZM80 161V160H79ZM106 161V160H105ZM121 161V160H120ZM22 161H20V164H21ZM88 162V161H86ZM107 162V161H106ZM31 163V162H30ZM88 163V164H89ZM249 163V162H248ZM19 164V165H20ZM23 164V162H22ZM21 164V165H22ZM18 165V164H17ZM29 165V164H28ZM84 165V164H83ZM87 165V164H86ZM85 166V165H84ZM90 166V165H89ZM19 167V166H18ZM252 167V166H251ZM29 168V167H28ZM39 168V167H38ZM37 168V169H38ZM83 168V167H82ZM85 169V168H84ZM88 169V168H87ZM86 169V171H87ZM22 170V169H21ZM20 170V171H21ZM35 170V169H34ZM28 171V170H27ZM25 171V172H27ZM30 171V170H29ZM50 171V170H49ZM84 171V170H83ZM23 171H21L22 173ZM31 172V171H30ZM37 172V170H35V173ZM41 172V171H40ZM46 172V171H45ZM51 172V171H50ZM50 172H48V174H50ZM89 172V171H88ZM92 172V171H91ZM34 173V172H32ZM31 173V174H32ZM24 174V173H23ZM44 174V171L43 173H41V175ZM52 174V173H51ZM89 174V173H88ZM112 174V176H110ZM1 175V173H0ZM26 175V174H25ZM35 175V174H33ZM32 175V179L35 178V176L33 177ZM39 177H40V174L38 173ZM100 175V176H101ZM21 176V175H20ZM24 176V175H22ZM27 176V175H26ZM82 176V175H81ZM84 176V175H83ZM29 177V175H28ZM27 177V178H28ZM43 177V176H42ZM52 176H50L51 178ZM4 178V176H3ZM24 179L26 177H23ZM31 178V177H29ZM37 178V177H36ZM54 178V177H53ZM85 178V177H84ZM86 178L89 179L90 176L89 175H86ZM93 178V177H92ZM127 178V177H126ZM6 179V178H5ZM1 180V179H0ZM11 180V179H10ZM21 180V178H20ZM30 180V179H29ZM35 180V179H34ZM34 180L32 181H29L30 183L31 182H34ZM42 180V179H41ZM52 180V179H51ZM49 180V181H51ZM55 180V179H54ZM53 180V181H54ZM67 180V179H66ZM70 180V179H69ZM74 180V179H73ZM49 181L47 183H49ZM68 181V180H67ZM66 181V182H67ZM1 182V181H0ZM16 182V181H15ZM37 184L38 182L35 181ZM52 182V181H51ZM55 182V181H54ZM57 182V181H56ZM71 182V180H70ZM102 182V181H101ZM40 183V181H39ZM45 182H42L40 183L38 186H36L37 190L39 189L40 191L42 190H45L47 193L49 194H43V195H36L34 197L33 196V193L31 195V193L29 192L30 196L32 198H29L28 196V193H21L20 196L23 198L26 199V201H28L27 203H30V212H31V216H33L34 220L37 222L38 221V224L40 223V229L44 232V235L45 236H48L47 234H49L50 236H53L54 232H56L57 230H59L58 228L61 226V224H65V222L68 223L71 222L72 224H75L77 226H80L79 224L80 223H76L74 222V220L71 219V217H75L74 219L78 218L80 220H83V221H87L88 218H89V213H90V210L89 208H87L85 205H80L76 202V198H72L70 197L69 195H63L64 193V190L62 189L63 192H59L58 195H56V188L57 186L56 185H53V184H47ZM58 183V182H57ZM60 183V182H59ZM62 183V182H61ZM64 183V182H63ZM69 183V182H68ZM73 183V182H72ZM75 183V182H74ZM73 183V184H74ZM109 183V182H108ZM130 183V182H129ZM4 184V183H3ZM8 183H5L4 185L7 186ZM23 184V183H22ZM29 184V183H28ZM34 184V183H33ZM55 184V183H54ZM89 184V183H88ZM111 184V185H112ZM261 184V183H260ZM2 185V183L0 184ZM18 185V184H17ZM32 185V184H31ZM71 185V184H69ZM75 185V184H74ZM73 185V186H74ZM256 185V184H255ZM34 186V185H33ZM68 186V184H67ZM73 186H69L71 188H74ZM1 187V186H0ZM4 187V186H3ZM2 187V188H3ZM8 188L10 186H7ZM5 188V187H4ZM13 186L10 188L12 189ZM16 190L19 189V186H18V189L16 187H14ZM30 188V187H29ZM35 188V189H36ZM21 189V187H20ZM59 189V187H58ZM61 189V188H60ZM22 190V189H21ZM19 190V191H21ZM29 190V189H28ZM27 190V191H28ZM74 190V189H73ZM76 190V188H75ZM112 190V189H111ZM117 190V189H114V191ZM7 191V190H6ZM22 191H26L25 189L22 190ZM26 191V192H27ZM30 191V190H29ZM33 191V190H32ZM70 191V190H69ZM121 191V190H120ZM36 192V191H35ZM34 192V193H35ZM71 192V191H70ZM1 193V192H0ZM3 193V192H2ZM1 193V194H2ZM39 194V193H38ZM50 194H54L56 195V200H54L53 198H51ZM68 194V193H67ZM72 194H74L72 192ZM6 196H8V194L5 193ZM10 195V194H9ZM15 195V194H14ZM45 195V196H44ZM11 196V195H10ZM49 196V197H48ZM75 197L76 194H74ZM3 197V195H2ZM20 197V198H21ZM46 197L50 198V199H47ZM4 198V197H3ZM6 198V197H5ZM9 198V197H8ZM12 198V197H11ZM15 199V198H13ZM4 200V199H3ZM2 200V201H3ZM16 200V199H15ZM81 200V199H80ZM7 202H9L7 200ZM20 203L21 200H19ZM11 203V202H10ZM13 203H14V200H13ZM12 203V204H13ZM18 204V202H15V204ZM62 203L65 204V208H64V212H62V209H63V206H62ZM85 203V202H84ZM263 203V202H262ZM23 204V203H22ZM20 204V205H22ZM8 205V204H7ZM25 205V204H24ZM27 205V204H26ZM28 206V205H27ZM3 207V206H2ZM89 207V206H88ZM6 208V207H5ZM15 208V207H14ZM17 209V208H16ZM25 210L27 211V209L25 208ZM25 210H19L18 208V211L19 212H24ZM92 210V209H91ZM97 211V210H96ZM17 212V211H16ZM67 212V213H66ZM104 212V211H103ZM93 212L91 211V214ZM7 214V213H6ZM22 215L24 217V213H19V215ZM95 214V212H94ZM103 214V213H102ZM99 214V213H96L95 216L98 220V224L96 225L95 223H97V221H95V230L97 232V234L99 235V238L101 237L102 240H100V243H106V244H109L108 240H111V243H112V230H113V226H112V223L108 218H105L104 214ZM13 215V214H12ZM27 215V213L25 214ZM93 215V214H92ZM90 215V216H92ZM106 215V214H105ZM18 216V215H17ZM21 216V218H22ZM26 217V216H25ZM28 217V215H27ZM7 218V216L5 217V219ZM17 219V217H16ZM20 219V218H19ZM27 218H23V221H26ZM33 220V219H32ZM91 220V218H90ZM9 221V219H8ZM21 221V222H23ZM76 221V220H75ZM4 221H2L3 223ZM6 222V221H5ZM31 222V221H30ZM7 223V222H6ZM25 223V222H24ZM23 223V224H24ZM70 223V225H71ZM1 224V223H0ZM27 224V223H25ZM63 224V225H64ZM8 225V224H7ZM37 225V224H36ZM93 225V226H95ZM17 226V225H16ZM32 226V225H31ZM39 225H37L38 227ZM76 226V227H77ZM82 226V225H81ZM1 227V225H0ZM9 227V226H8ZM29 227V226H28ZM62 227V226H61ZM17 228H19L17 226ZM81 228V227H80ZM85 228V226H84ZM3 229V228H2ZM39 229V230H40ZM18 230V229H17ZM37 230V229H36ZM41 230L39 231V233L41 232ZM85 230V229H84ZM5 231V230H4ZM30 231V230H29ZM1 232V230H0ZM20 232V231H19ZM37 232V231H36ZM58 232V231H57ZM22 233V232H21ZM31 233V232H30ZM94 233V232H93ZM1 234V233H0ZM21 235V234H20ZM43 235V234H41ZM96 235V234H95ZM241 235V234H240ZM26 236V235H25ZM34 236V235H33ZM43 236V237H45ZM48 236V237H50ZM242 236V235H241ZM24 237V236H23ZM43 237H41V239H43ZM55 237V236H54ZM60 238V236H58ZM144 238H142L141 240H139L138 242L132 244L130 246L131 248V251L134 252V253H143L142 251L145 249V246H146V243L149 242L148 239L150 238H145V236H143ZM29 238V237H27ZM58 238V239H59ZM240 239L238 240V243H237V246H236V249L238 248H241L240 250L242 251H248L250 248V244L249 242L246 240V238H241L239 237ZM48 238L46 237V240ZM53 239V237H52ZM16 240V239H15ZM49 240V239H48ZM50 240H51V237H50ZM57 240V239H55ZM30 241V240H29ZM42 241V240H41ZM45 241V240H44ZM155 242V240H153ZM8 242V241H7ZM48 242V241H47ZM51 241H49L48 243H50ZM13 243V241H12ZM33 243V242H32ZM35 243V242H34ZM45 243V242H44ZM48 243H45L46 245H49ZM151 240H150V244H151ZM52 244V242H51ZM50 244V247H52V245ZM56 244V243H55ZM110 245V244H109ZM234 245V244H233ZM252 245V244H251ZM1 246V245H0ZM58 247V244L56 245ZM105 246V245H104ZM155 246H156V243H155ZM14 247V246H13ZM37 247V246H36ZM35 247V248H36ZM45 247V246H44ZM49 247V248H50ZM55 248V246H53ZM67 247V246H66ZM109 247V246H108ZM108 247H104V249L108 252ZM129 247V246H128ZM153 247V245H152ZM157 247V246H156ZM235 247V246H234ZM1 248V247H0ZM47 248V247H46ZM65 248V247H63ZM96 248V247H95ZM98 248V246H97ZM159 250L158 251H161L160 250V246L157 247ZM51 249V248H50ZM71 249V248H70ZM162 249V247H161ZM164 249V248H163ZM248 249V250H247ZM1 250V249H0ZM7 250V249H6ZM111 250V249H110ZM239 250V251H240ZM3 251V250H1ZM0 251V252H1ZM21 251V250H20ZM57 251V250H56ZM61 251V250H60ZM74 251V249H73ZM167 251V250H166ZM165 251V252H166ZM169 251V250H168ZM229 251V250H228ZM232 252V250H230ZM230 251L228 253H230ZM237 251V250H236ZM251 251V250H250ZM34 252V256H33V259L35 258V251H32ZM54 252V251H53ZM62 252V251H61ZM115 252V251H114ZM120 252V251H119ZM118 252V253H119ZM130 252V251H129ZM238 252V251H237ZM109 253V252H108ZM227 253V252H226ZM234 253V252H233ZM248 253V252H247ZM1 254V253H0ZM3 254V253H2ZM14 254V253H13ZM20 254V253H19ZM45 254V252H44ZM58 254H59V251H58ZM62 254H64L62 252ZM112 253H110L111 255ZM239 254V253H237ZM39 255V254H37ZM103 255V254H102ZM109 254H107L108 256ZM119 255V254H118ZM173 255V254H172ZM226 255V254H225ZM236 255V254H235ZM234 254H228V258L229 259H232L234 256ZM8 256V255H7ZM12 256V255H11ZM14 256V255H13ZM18 256V255H17ZM25 256V255H24ZM238 256V255H237ZM6 257V256H5ZM4 257V258H5ZM21 257V256H20ZM72 257V256H71ZM109 257V256H108ZM204 257V256H203ZM3 258V259H4ZM32 258V257H31ZM30 258V259H31ZM102 258V257H101ZM112 258V257H111ZM110 258V259H111ZM9 259V258H8ZM40 259V258H39ZM63 259V258H62ZM113 259V258H112ZM227 259V260H229ZM242 259V258H241ZM2 260V259H1ZM0 260V261H1ZM5 261L3 263H6V262H9V260H6L4 259ZM13 260V259H12ZM56 260V259H55ZM103 260V258H102ZM123 260V259H122ZM125 260V259H124ZM202 260V259H201ZM28 261V260H27ZM2 262V261H1ZM16 262V261H15ZM16 263H19V262H16ZM15 263V264H16ZM27 263V262H26ZM29 263V262H28ZM107 264L108 261L107 260H103L102 261V264ZM10 264V263H9ZM21 264V263H20ZM30 264V263H29ZM34 264V262H33ZM41 264V263H39ZM55 264V263H54ZM64 264V263H63Z\"/></svg>", "mask_w": 264, "mask_h": 264}]
</instances>
